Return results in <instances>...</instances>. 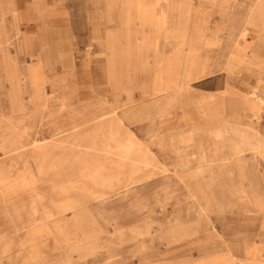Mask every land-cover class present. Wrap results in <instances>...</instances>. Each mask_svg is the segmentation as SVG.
Returning a JSON list of instances; mask_svg holds the SVG:
<instances>
[{
	"label": "crops",
	"instance_id": "crops-1",
	"mask_svg": "<svg viewBox=\"0 0 264 264\" xmlns=\"http://www.w3.org/2000/svg\"><path fill=\"white\" fill-rule=\"evenodd\" d=\"M4 3L0 0V20L17 22L19 59L25 69H38L40 99L55 102L51 115L71 117V124L87 118L86 125L106 119L114 124L119 118L126 137H121L122 147L130 149V140L135 141L137 163L163 173L195 178L208 173L219 180L228 168L240 185L248 184L246 194L259 211L264 237V185L256 167L264 164V155L235 149L238 133L264 145L254 129L264 118V10L255 19L249 10L254 0ZM245 26L248 32L242 36ZM9 88L2 82V91ZM243 226L223 224L229 254L251 253L254 264H264L257 262L264 255V239L249 250L240 247L238 241L247 240Z\"/></svg>",
	"mask_w": 264,
	"mask_h": 264
},
{
	"label": "rangeland",
	"instance_id": "rangeland-1",
	"mask_svg": "<svg viewBox=\"0 0 264 264\" xmlns=\"http://www.w3.org/2000/svg\"><path fill=\"white\" fill-rule=\"evenodd\" d=\"M17 33L16 21L0 20V64L14 54ZM19 101L12 110L0 107V264H254L251 253L232 257L223 234L224 223L244 225L247 240L238 241L244 251L264 239L248 184L240 185L228 168L217 180L208 173L193 178L139 164L138 150L122 147L125 134L107 119L39 148L4 154L12 137L22 143L49 138L53 128L72 121L51 115L55 102L28 89ZM254 129L264 138V118ZM256 167L264 185V164ZM201 197L211 199L210 206ZM257 262L264 263V255Z\"/></svg>",
	"mask_w": 264,
	"mask_h": 264
},
{
	"label": "bare ground",
	"instance_id": "bare-ground-1",
	"mask_svg": "<svg viewBox=\"0 0 264 264\" xmlns=\"http://www.w3.org/2000/svg\"><path fill=\"white\" fill-rule=\"evenodd\" d=\"M195 2V1H194ZM242 2V0H241ZM253 3V2H252ZM235 5V4H234ZM240 5V4H239ZM239 7V6H238ZM244 8L245 10H247V6L246 5H242L241 3V7L240 8ZM120 8V7H119ZM242 8V9H243ZM249 10L251 12H255V19L257 18V16L264 10V2L263 0H254V5H251ZM239 11H242V10H239ZM238 11V13H239ZM240 15V14H239ZM238 15V16H239ZM118 17V15H117ZM231 17V16H230ZM211 21V20H210ZM255 21V20H254ZM254 21L251 22V25L254 24ZM120 23V22H119ZM227 25V24H226ZM135 28V27H134ZM119 29V28H118ZM248 28L245 26L242 28V31H241V35L245 36V34L248 32L247 30ZM134 30V29H133ZM37 34V33H36ZM14 35V34H13ZM17 35H19V33H17ZM38 35V34H37ZM138 36V35H137ZM163 36V35H162ZM169 37V36H168ZM219 37V36H217ZM17 38V37H16ZM136 38V37H135ZM134 38V40H136ZM164 38V37H163ZM121 39V38H120ZM217 39V38H215ZM230 39V38H229ZM133 40V39H132ZM231 40V39H230ZM169 41V40H168ZM222 41V40H221ZM19 42V40H18ZM17 42V40L15 39V43H16V50L14 52V54H10V55H7L6 56V61L3 62V64H0V83L2 82H9L10 84V88L9 90H5L3 91V96H0V107H2V104H7L6 105V109H9V110H12V109H15L17 108V103H19V98H20V94L25 90V89H28L31 91V94L35 97H39L40 96V78H39V73H38V69H25L24 66H23V60L21 61L19 59V48H20V44ZM76 42V41H75ZM222 43V42H221ZM110 44V43H109ZM174 44V43H173ZM230 44V42H229ZM158 50V49H157ZM186 50V49H185ZM154 51V50H153ZM226 51V50H225ZM20 52V51H19ZM82 52V51H81ZM40 53V52H39ZM45 53V52H44ZM164 53V52H163ZM172 53V52H171ZM218 54V53H217ZM148 55V54H147ZM23 56V55H22ZM164 56V55H163ZM46 57V56H45ZM26 59V58H25ZM134 59V58H133ZM164 61V60H163ZM54 62V61H53ZM155 62V61H153ZM146 67V66H145ZM155 68V67H154ZM96 70V69H95ZM103 70V69H102ZM71 71V70H70ZM99 70H97L98 72ZM156 71V70H155ZM99 73V72H98ZM45 74V73H44ZM60 74V73H59ZM58 76V75H57ZM103 77V76H102ZM69 78V77H68ZM95 79V77H94ZM104 79V78H103ZM78 80V79H77ZM89 80V79H88ZM59 81V80H58ZM95 81V80H94ZM105 81V80H104ZM72 83V82H71ZM74 83V82H73ZM83 82H81L80 84H82ZM78 84V83H77ZM66 85V84H64ZM76 85V84H75ZM46 87V86H45ZM57 87V86H56ZM83 87V86H82ZM87 87V86H86ZM81 88V86H80ZM136 88V87H135ZM6 89V88H5ZM51 89V88H50ZM181 89V88H180ZM49 90V89H48ZM178 90V89H177ZM257 91V90H256ZM1 92V91H0ZM112 94V93H111ZM119 94V93H118ZM261 94V93H260ZM56 95V94H55ZM50 96V95H49ZM48 97V95H47ZM118 97V96H116ZM50 98V97H49ZM72 98V97H71ZM4 99V100H3ZM23 99V98H22ZM95 99V98H94ZM28 100V99H27ZM55 100V99H54ZM3 101V102H2ZM51 101V100H50ZM63 101V100H62ZM52 102V101H51ZM61 102V101H59ZM58 102V103H59ZM92 102V101H91ZM90 102V104H91ZM63 103V102H62ZM70 103V102H68ZM264 103V102H263ZM51 104V103H50ZM72 104V103H71ZM88 104V103H87ZM262 104V103H261ZM19 105V104H18ZM69 105V104H68ZM94 105V104H93ZM84 106V105H83ZM89 106V105H88ZM107 106V105H106ZM94 107V106H93ZM23 108V107H22ZM25 108V107H24ZM30 108V107H29ZM91 108V107H90ZM159 109V108H158ZM60 110V109H59ZM6 111V110H5ZM36 111V110H35ZM58 111V109H57ZM63 111V110H62ZM118 111V110H117ZM45 112V111H44ZM2 113V112H0ZM5 113V112H3ZM2 113V114H3ZM115 113V112H114ZM120 113V112H119ZM170 113V112H169ZM6 115V114H5ZM43 115V114H42ZM64 115V114H63ZM14 116V115H13ZM161 116V115H159ZM163 116V115H162ZM105 117L103 118H98V120H102L104 119ZM122 118V117H121ZM37 119V118H36ZM88 119L87 118H84L82 119V121H76L74 124H70L68 126V128H63V126H58L57 128H53V130L50 132V137L49 138H34L32 139L31 141L28 140V142H20V141H17L16 139H14L13 137L10 138L9 142H10V147L6 148V149H9V150H4V154H9V153H18L19 151H24L25 149H28V148H39L41 146L44 145V143L49 140V141H53L58 135L61 136V133L64 131H72V132H75L77 130H80L81 128L85 127L86 123H87ZM49 122V121H48ZM59 122V121H58ZM96 122V121H94ZM115 125H118L120 126V123H119V118H114L113 121H112ZM100 123V122H99ZM55 124V123H54ZM101 124V123H100ZM122 124V123H121ZM33 125V124H32ZM31 125V126H32ZM40 125V124H39ZM44 125V124H43ZM137 125V124H136ZM92 127H93V124H92ZM128 127V126H126ZM101 129V127H99ZM121 128V127H120ZM119 128V129H120ZM118 129V131H119ZM39 130V129H38ZM100 131V130H99ZM113 132V131H111ZM127 132V131H125ZM42 133V132H41ZM96 133V132H95ZM94 133V134H95ZM115 133V132H114ZM124 133V132H123ZM84 134V133H83ZM86 134V133H85ZM98 134V133H97ZM107 134V133H106ZM121 134V133H120ZM135 134V133H134ZM185 134V133H184ZM236 134V133H235ZM234 134V135H235ZM239 134V138H240V145H239V148H235V149H239V152H242V151H245V150H256L258 151L261 155H264V145L261 141H259L258 139H255V138H252L251 136H249L248 134H244V133H238ZM69 135V134H68ZM75 135V134H74ZM103 135V134H102ZM105 135V134H104ZM116 135V134H114ZM83 136V135H82ZM41 137V136H39ZM90 137V136H89ZM92 137V136H91ZM104 137V136H103ZM184 137V136H183ZM33 138V137H32ZM98 138V137H97ZM96 138V139H97ZM115 138V137H114ZM124 138V137H123ZM126 138V137H125ZM232 138H235V137H232ZM71 139V138H70ZM73 139V138H72ZM138 139V138H137ZM144 139V138H143ZM230 139V138H229ZM63 140H66V139H63ZM108 140V139H107ZM71 141V140H70ZM91 142V141H90ZM139 142V141H138ZM60 143V142H59ZM72 143V142H71ZM76 143V142H75ZM239 143V142H238ZM50 144V143H49ZM69 144V142L67 143ZM74 144V143H73ZM72 144V145H73ZM187 144V143H186ZM228 144V142H227ZM235 144V143H234ZM54 145V144H53ZM59 145V144H58ZM65 145V144H64ZM75 145V144H74ZM92 145V144H91ZM108 145V144H107ZM136 145V142L135 141H132L130 140L129 142V147L130 149L134 148V146ZM181 145V144H180ZM231 145V143H230ZM62 146V145H61ZM94 146V145H92ZM227 146V145H226ZM234 146V145H233ZM232 146V147H233ZM238 146V145H237ZM143 147V146H142ZM185 147V146H184ZM71 148V147H70ZM76 148V147H75ZM91 148V147H90ZM117 148V147H116ZM114 148V149H116ZM58 149V148H57ZM69 149V148H68ZM102 149V148H101ZM144 149V148H143ZM34 150V149H33ZM54 150V149H53ZM59 150V149H58ZM71 150V149H70ZM89 150V149H88ZM91 150V149H90ZM118 150V149H117ZM116 150V151H117ZM228 150V149H227ZM28 151V150H27ZM93 151V150H92ZM141 151V150H140ZM234 151V150H233ZM232 151V152H233ZM238 151V150H236ZM63 152V151H62ZM89 152V151H87ZM98 152V151H97ZM231 152V151H230ZM37 153V152H36ZM49 153V152H48ZM112 153V152H111ZM119 153V152H118ZM235 153V151H234ZM38 154V153H37ZM50 154V153H49ZM83 154V153H82ZM90 154V152H89ZM132 154V153H131ZM155 154V153H154ZM201 154V153H200ZM11 155V154H10ZM18 155V154H17ZM47 155V154H46ZM57 155V154H56ZM62 155V154H61ZM64 155V154H63ZM73 155V154H72ZM78 155V154H77ZM175 155V154H174ZM2 156V155H1ZM15 156V155H14ZM44 156V155H43ZM58 156V155H57ZM70 156V155H68ZM91 156V155H90ZM93 156V155H92ZM91 156V157H92ZM102 156V155H101ZM125 156H128L125 155ZM5 157V156H4ZM9 157V156H8ZM11 157V156H10ZM24 157V156H23ZM59 157V156H58ZM61 157V156H60ZM65 157V156H64ZM75 157V156H74ZM83 157V156H82ZM85 157V156H84ZM87 157V156H86ZM98 157V155H97ZM110 157V156H109ZM116 157V156H115ZM120 157V156H119ZM18 158V157H17ZM16 158V159H17ZM20 158H22L20 156ZM40 158V156L38 157ZM56 158V157H55ZM90 158V157H89ZM123 158V157H122ZM67 159V158H66ZM83 159V158H82ZM91 159V158H90ZM255 159V158H254ZM8 160V159H7ZM20 160V159H19ZM32 160V159H31ZM96 160V159H95ZM94 160V161H95ZM141 160H147V159H141ZM10 161V160H9ZM40 161V160H39ZM81 161V160H80ZM93 161V162H94ZM31 162V161H30ZM1 163V162H0ZM8 163V162H7ZM18 163V162H17ZM44 164V163H43ZM16 165V164H15ZM26 165V164H25ZM20 166V165H19ZM23 166V165H22ZM41 166V164H40ZM55 166V165H54ZM75 166V165H74ZM83 166V165H81ZM92 166V165H91ZM137 166V165H136ZM7 167H10V166H7ZM14 167V166H12ZM42 167V166H41ZM52 167V166H51ZM88 167V166H87ZM97 167V166H96ZM110 167V166H109ZM11 168V167H10ZM28 168V167H27ZM57 168V167H56ZM73 168V167H72ZM81 168V167H80ZM92 168V167H91ZM55 168H53L52 170H54ZM44 170V169H42ZM70 170V169H69ZM90 170V169H89ZM93 170V169H92ZM91 170V171H92ZM96 170V169H95ZM123 170V168H122ZM45 171V170H44ZM51 171V170H50ZM55 171V170H54ZM97 171H98V168H97ZM17 172V171H16ZM52 172V171H51ZM73 172V171H72ZM24 173V172H23ZM22 173V174H23ZM50 173V172H49ZM71 173V172H70ZM80 173V172H79ZM46 174V173H45ZM8 176V175H7ZM24 176V175H23ZM49 176V175H48ZM54 176V175H53ZM13 178V176H12ZM33 183V182H32ZM43 184V183H42ZM48 184V183H47ZM33 186V184H32ZM34 187V186H33ZM50 187V186H49ZM53 187V186H51ZM64 187V186H63ZM5 189V188H4ZM16 191V190H15ZM6 192V191H5ZM204 199V198H203ZM3 200V199H2ZM5 200V199H4ZM6 201V200H5ZM70 209V208H69ZM258 254V253H257Z\"/></svg>",
	"mask_w": 264,
	"mask_h": 264
}]
</instances>
